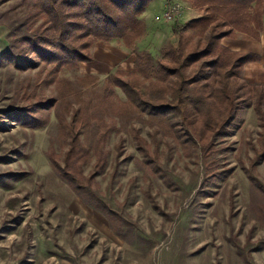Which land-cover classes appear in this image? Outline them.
I'll list each match as a JSON object with an SVG mask.
<instances>
[{"label": "rangeland", "instance_id": "obj_1", "mask_svg": "<svg viewBox=\"0 0 264 264\" xmlns=\"http://www.w3.org/2000/svg\"><path fill=\"white\" fill-rule=\"evenodd\" d=\"M176 1L166 0L160 10L146 13L148 3L139 17L144 32L131 47L115 39L94 42L88 48L90 61L59 70L66 85L43 82L47 66L41 62L23 70L0 65V264H264V160L256 158L261 128L251 106L237 110L230 134L213 139L207 158L199 147L184 152L172 137L138 117L126 124L115 116L103 147L106 164L96 170V122L81 127L77 137L86 154L77 161L80 176L114 216L86 203L48 160L53 153L63 166L69 147V139L58 134L56 111L69 120L78 106L69 94L66 111L58 91L77 89L78 79L90 74L95 81L80 88L84 99L98 92L116 68L129 72L134 51L160 57L163 44L176 42L172 24L183 26L201 14L187 1ZM28 4L0 0V52L23 23ZM172 4L177 15L161 19ZM259 34L258 41L238 34L220 42L234 51L257 53L259 60L244 64L240 78L264 85V29ZM114 93L124 100L117 88ZM38 98L55 99L53 106L32 112L43 121L40 126L15 119L14 111L29 109ZM129 126L149 144L154 164L138 153ZM209 159L215 166L205 164Z\"/></svg>", "mask_w": 264, "mask_h": 264}, {"label": "trees", "instance_id": "obj_2", "mask_svg": "<svg viewBox=\"0 0 264 264\" xmlns=\"http://www.w3.org/2000/svg\"><path fill=\"white\" fill-rule=\"evenodd\" d=\"M150 1L29 0L27 16L11 31L8 49L0 52V65L9 63L23 70L36 68L41 62L47 66L43 82L66 85V80L57 76L59 70L90 61L88 48L94 42L115 39L131 47L135 38L144 32L139 17ZM185 1L201 14L183 26L172 24L170 29L176 34V42L163 44L160 57L153 58L146 50L134 51L129 72L116 68L105 77L98 92H91L84 99L80 88L95 81L90 74L78 79L77 89L66 87L65 91H58L59 102L66 111L70 107L69 94H73L78 106L69 120L56 111L58 134L69 139V147L63 155V166L57 163L53 153L48 154V160L75 193L109 217L114 215L99 200L94 186L81 178L77 165L86 154L77 132L81 127H88L91 120L96 122L94 166L101 170L107 156L103 147L108 132L114 130L115 116L126 124L132 117H138L147 127L157 126L163 135L172 137L184 152L199 147L201 155L207 158L213 154V139L230 134L237 110L251 106L259 116L261 128L257 139L261 149L256 158L264 160L261 109L264 108V85L250 84L240 78L244 64L258 61L259 55L234 51L220 42L223 37L235 38L238 34L258 41L264 29V0ZM184 30H188L187 35L182 33ZM24 51L32 57L23 54ZM114 88L124 100L117 99ZM54 103L55 99L38 98L29 109L14 111L15 119L30 127L40 126L43 121L32 112ZM5 113L11 116L10 111ZM127 132L145 163L154 164L145 139L133 126ZM213 162L216 161L209 159L205 164Z\"/></svg>", "mask_w": 264, "mask_h": 264}, {"label": "built area", "instance_id": "obj_3", "mask_svg": "<svg viewBox=\"0 0 264 264\" xmlns=\"http://www.w3.org/2000/svg\"><path fill=\"white\" fill-rule=\"evenodd\" d=\"M178 13L177 7L175 5H168L166 10L160 15L161 19H173Z\"/></svg>", "mask_w": 264, "mask_h": 264}, {"label": "crops", "instance_id": "obj_4", "mask_svg": "<svg viewBox=\"0 0 264 264\" xmlns=\"http://www.w3.org/2000/svg\"><path fill=\"white\" fill-rule=\"evenodd\" d=\"M164 1H166V0H152L150 3H149V7H148V9H146L145 11H146V13L148 12V11H151L152 10V12H156V11H158V10H160L164 5L162 4V2H164ZM170 1H172V2H174V1H176V0H170ZM176 2H178V1H176ZM145 11H144V13H145ZM146 32H147V30H146Z\"/></svg>", "mask_w": 264, "mask_h": 264}]
</instances>
